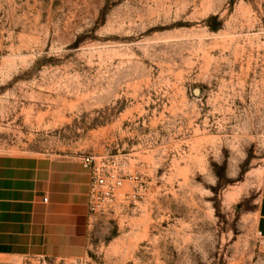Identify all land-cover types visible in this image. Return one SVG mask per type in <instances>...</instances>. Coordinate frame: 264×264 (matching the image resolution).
<instances>
[{
  "label": "rangeland",
  "instance_id": "rangeland-1",
  "mask_svg": "<svg viewBox=\"0 0 264 264\" xmlns=\"http://www.w3.org/2000/svg\"><path fill=\"white\" fill-rule=\"evenodd\" d=\"M0 154L123 178L84 258L10 264H264V0H0Z\"/></svg>",
  "mask_w": 264,
  "mask_h": 264
},
{
  "label": "crops",
  "instance_id": "crops-1",
  "mask_svg": "<svg viewBox=\"0 0 264 264\" xmlns=\"http://www.w3.org/2000/svg\"><path fill=\"white\" fill-rule=\"evenodd\" d=\"M89 182L81 157L0 154V264L84 258L93 218ZM255 230L264 238V168Z\"/></svg>",
  "mask_w": 264,
  "mask_h": 264
},
{
  "label": "built area",
  "instance_id": "built-area-1",
  "mask_svg": "<svg viewBox=\"0 0 264 264\" xmlns=\"http://www.w3.org/2000/svg\"><path fill=\"white\" fill-rule=\"evenodd\" d=\"M82 166L89 171L88 208L91 215L102 213L123 183L120 161L114 156H81ZM46 202V199L43 200Z\"/></svg>",
  "mask_w": 264,
  "mask_h": 264
}]
</instances>
